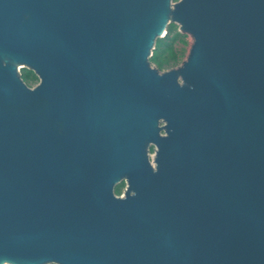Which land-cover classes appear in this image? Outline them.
Returning <instances> with one entry per match:
<instances>
[{"label": "water", "instance_id": "obj_1", "mask_svg": "<svg viewBox=\"0 0 264 264\" xmlns=\"http://www.w3.org/2000/svg\"><path fill=\"white\" fill-rule=\"evenodd\" d=\"M0 264H264V0H0Z\"/></svg>", "mask_w": 264, "mask_h": 264}, {"label": "trees", "instance_id": "obj_2", "mask_svg": "<svg viewBox=\"0 0 264 264\" xmlns=\"http://www.w3.org/2000/svg\"><path fill=\"white\" fill-rule=\"evenodd\" d=\"M181 36L177 31V26L171 24L167 27L164 37L156 40L152 56L149 60L158 70L163 71L178 65L183 52L175 49L174 44L179 42ZM20 76L27 86L32 83H38L36 76L26 69L22 70ZM123 187L124 183L117 185L114 189L115 194L119 195Z\"/></svg>", "mask_w": 264, "mask_h": 264}, {"label": "rangeland", "instance_id": "obj_3", "mask_svg": "<svg viewBox=\"0 0 264 264\" xmlns=\"http://www.w3.org/2000/svg\"><path fill=\"white\" fill-rule=\"evenodd\" d=\"M179 39H180L179 42H176L174 44L175 49L183 52V55H181L178 65L185 59L187 52L189 50V46L192 42L191 38L188 35H182ZM21 72H22V70H20V73ZM36 84L37 83H32V84L28 85V87L32 88Z\"/></svg>", "mask_w": 264, "mask_h": 264}, {"label": "flooded vegetation", "instance_id": "obj_4", "mask_svg": "<svg viewBox=\"0 0 264 264\" xmlns=\"http://www.w3.org/2000/svg\"><path fill=\"white\" fill-rule=\"evenodd\" d=\"M177 66H178V65H177ZM161 134H163V133H161ZM151 149H152V148H151ZM151 149H150V152H152ZM114 189H115V188H114ZM123 191H124V187L122 188L121 193H120L119 195H116L115 192H114V195L117 196V197H119V196H121V195L123 194Z\"/></svg>", "mask_w": 264, "mask_h": 264}]
</instances>
